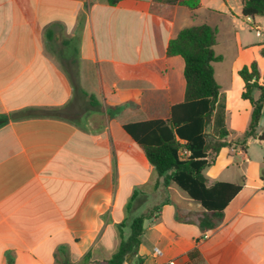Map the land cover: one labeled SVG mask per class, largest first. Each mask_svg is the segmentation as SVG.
Wrapping results in <instances>:
<instances>
[{
    "label": "crops",
    "instance_id": "crops-1",
    "mask_svg": "<svg viewBox=\"0 0 264 264\" xmlns=\"http://www.w3.org/2000/svg\"><path fill=\"white\" fill-rule=\"evenodd\" d=\"M250 18L242 0H201L195 11L158 0H0V264H101L149 212L142 264H264V104L256 137L241 141L252 108L238 71L256 62L264 82V17ZM203 24L216 29L221 57L210 133L223 121L232 142L204 175L208 186L242 184L215 228L123 128L168 119L183 101L184 60L167 46ZM45 108L61 115L19 118Z\"/></svg>",
    "mask_w": 264,
    "mask_h": 264
},
{
    "label": "trees",
    "instance_id": "trees-1",
    "mask_svg": "<svg viewBox=\"0 0 264 264\" xmlns=\"http://www.w3.org/2000/svg\"><path fill=\"white\" fill-rule=\"evenodd\" d=\"M122 0H105L109 6H116ZM171 5H180L191 11L201 6V0H158ZM244 17H264V0H242ZM216 29L203 24L180 30L168 43V57L180 56L184 60L185 91L182 102L171 107L168 119L147 120L125 125L123 128L133 141L143 150L148 162L158 175H165V183L177 185L191 199L198 202L211 216L207 227L215 228L222 218L224 209L241 190L242 184L216 182L208 186L204 175L212 166L224 147L231 146L227 141L229 132L223 121L217 134L210 133L215 104L220 87L214 77L213 63L221 61L214 53ZM264 55V53H263ZM244 83L241 94L251 105L250 122L242 137V143L256 137V129L264 104V82L256 62L243 66L238 71ZM90 104L98 103L92 96ZM62 108L30 110L19 118L32 115L59 117ZM8 117L0 116V126ZM236 143V142H235ZM186 150L188 155H181ZM147 213L135 218L130 224V235L122 239L117 251L101 264H142L138 249L144 231L143 222ZM194 253L191 254V257ZM87 256L84 264H87Z\"/></svg>",
    "mask_w": 264,
    "mask_h": 264
},
{
    "label": "built area",
    "instance_id": "built-area-1",
    "mask_svg": "<svg viewBox=\"0 0 264 264\" xmlns=\"http://www.w3.org/2000/svg\"><path fill=\"white\" fill-rule=\"evenodd\" d=\"M248 20L251 21V18L248 17ZM258 34H259V33H258ZM180 153H181V155H183V156L188 155V152H187L186 150H181ZM153 253H154V255H155L156 257H159V256H161V254H162V252H161L159 249H155ZM156 264H176V262H175L174 260H168V261H159V262H157Z\"/></svg>",
    "mask_w": 264,
    "mask_h": 264
},
{
    "label": "water",
    "instance_id": "water-1",
    "mask_svg": "<svg viewBox=\"0 0 264 264\" xmlns=\"http://www.w3.org/2000/svg\"><path fill=\"white\" fill-rule=\"evenodd\" d=\"M259 139H260V140H264V134H262V135L259 137ZM147 221H148V219H145V220H144V222H143V228L146 227V225H147Z\"/></svg>",
    "mask_w": 264,
    "mask_h": 264
},
{
    "label": "rangeland",
    "instance_id": "rangeland-1",
    "mask_svg": "<svg viewBox=\"0 0 264 264\" xmlns=\"http://www.w3.org/2000/svg\"><path fill=\"white\" fill-rule=\"evenodd\" d=\"M128 229H130V228H128ZM108 252H104V254H102L103 256H100V257H106L108 254H107ZM106 255V256H105Z\"/></svg>",
    "mask_w": 264,
    "mask_h": 264
}]
</instances>
